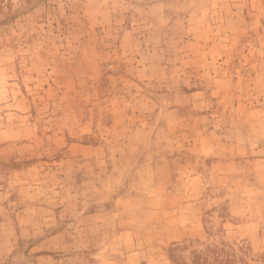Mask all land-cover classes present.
<instances>
[{"label":"rangeland","instance_id":"1","mask_svg":"<svg viewBox=\"0 0 264 264\" xmlns=\"http://www.w3.org/2000/svg\"><path fill=\"white\" fill-rule=\"evenodd\" d=\"M196 258L264 264V0H0V264Z\"/></svg>","mask_w":264,"mask_h":264},{"label":"trees","instance_id":"2","mask_svg":"<svg viewBox=\"0 0 264 264\" xmlns=\"http://www.w3.org/2000/svg\"><path fill=\"white\" fill-rule=\"evenodd\" d=\"M198 257V256H197ZM195 264H200L199 260H197V258L195 259Z\"/></svg>","mask_w":264,"mask_h":264}]
</instances>
